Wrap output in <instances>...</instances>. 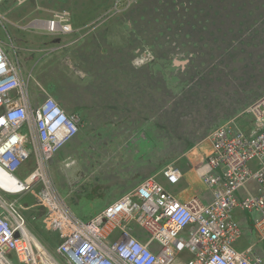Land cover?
<instances>
[{
	"label": "rangeland",
	"instance_id": "1",
	"mask_svg": "<svg viewBox=\"0 0 264 264\" xmlns=\"http://www.w3.org/2000/svg\"><path fill=\"white\" fill-rule=\"evenodd\" d=\"M13 1L9 19L33 25L62 9L73 25L42 51H21L27 56L13 55V42L3 37L32 93H50L81 117L79 134L68 142L71 162L57 178L67 183L66 191L58 189L70 208L87 219L147 176L166 183L162 170L170 164L183 171L177 184L167 183L171 191L181 198L201 193L197 150L229 119L249 125L252 117L241 114L264 95V0H131L119 7L115 0ZM32 162L17 174L26 176ZM13 195L0 182V196ZM24 214L28 226L38 227L45 210ZM49 238L52 245L62 239Z\"/></svg>",
	"mask_w": 264,
	"mask_h": 264
},
{
	"label": "built area",
	"instance_id": "2",
	"mask_svg": "<svg viewBox=\"0 0 264 264\" xmlns=\"http://www.w3.org/2000/svg\"><path fill=\"white\" fill-rule=\"evenodd\" d=\"M44 28L50 35L74 31L62 9ZM241 115L251 116L250 124L244 127L234 117L216 127L197 167L211 199H181L171 191L167 183L177 184L183 171L170 164L162 170L166 183L147 176L83 219L50 174V160L79 134L81 117L50 93L33 94L19 57L9 55L0 39V174L12 181L6 194L16 195L0 196V264H264V95ZM30 159L33 169L19 176ZM28 193L45 210L41 229L62 237L55 252L28 226L20 202ZM239 211L252 221L244 246L248 230Z\"/></svg>",
	"mask_w": 264,
	"mask_h": 264
},
{
	"label": "crops",
	"instance_id": "3",
	"mask_svg": "<svg viewBox=\"0 0 264 264\" xmlns=\"http://www.w3.org/2000/svg\"><path fill=\"white\" fill-rule=\"evenodd\" d=\"M51 0H47V2L49 3ZM13 0H6L3 3L0 4V13L5 17L2 21L0 20V39L5 43V47L7 50V42L5 40V38H3L4 36H6L8 38V40L13 42L12 44H10V48L12 50L13 55H15L14 53H17L18 51H20L18 53V55L20 54V56L22 55L21 51L24 52V50L28 49L31 50L33 52H39L42 51L43 48H46L47 45H45L44 43L47 42V40L51 39V38H55V35H50L44 28V23L46 21V19L50 18L49 17H43L40 16L42 15L41 12H39L37 15H39V18H35V19H40V21L37 24H29L30 20H23V19H17V18H13V19H9L7 17V15L9 14L8 12L10 10H12V5ZM52 4V3H49ZM42 7H45L43 9H47L50 8L51 6H47L46 4ZM10 41V43H11ZM43 44V45H42ZM33 55H31V59L33 60ZM22 56H27L25 53H23ZM16 58V57H14ZM72 145H70V143H67L63 149H61V151L59 153H57L54 157H52V160L50 161V170L52 171V178L54 180V182L57 185V188H59L62 191H66V182L65 180L62 178V182H57V178H58V170H62V174L65 173V166L66 165V161H68L69 156L71 154L72 151ZM210 151V143L206 146V148L201 149V150H197V156L200 158V156L202 157V155L209 153ZM190 152V151H188ZM188 154V153H187ZM200 161V159H199ZM33 163V162H32ZM34 165V163L32 164ZM31 165V166H32ZM61 174V175H62ZM196 174L198 176V179L200 180V176L198 171H196ZM192 181H196L197 179L192 178ZM202 182V181H201ZM16 192V191H14ZM102 194L104 195H108L105 193L100 192L99 195H97V197H100ZM113 194V193H111ZM191 195H198L201 196L203 198L206 199H211L212 198V194L210 191L204 189L201 193L198 194H190L189 196H186L185 198H181V199H186L188 197H190ZM16 196V195H13ZM110 196V195H108ZM115 195H111L106 201H104V203L101 204L100 209L97 210H101L104 207L107 206V204H109L110 202H112L113 200H115L116 198H118V194L116 195V197L114 198ZM14 197H12L13 199ZM21 204L22 206L27 210L29 207H37L35 206L34 202V197L28 193L26 195H24L21 198ZM25 202V203H24ZM25 206H24V205ZM100 206V205H99ZM88 213H91V209L86 210ZM96 211V210H95ZM83 212V210H82ZM97 213V212H96ZM95 214V213H94ZM93 214V215H94ZM92 215H90L89 217H91ZM241 224L243 227H245L248 232L246 233V239L241 241V246H244L247 242H248V237L252 236V233L250 232V228L252 225V221L251 218L249 216L248 213H244L242 211H239L237 214ZM42 224V222H41ZM29 228L31 229V231H33V233L35 235H37V237L40 239V241H42L44 243V245L50 250H52L53 248H56V246L58 244H54L52 245L51 243V238L48 239L49 236L54 235L56 233H52V232H48L45 231L43 229H41V225L39 224L38 227L37 226H32ZM55 252V251H54Z\"/></svg>",
	"mask_w": 264,
	"mask_h": 264
},
{
	"label": "bare ground",
	"instance_id": "4",
	"mask_svg": "<svg viewBox=\"0 0 264 264\" xmlns=\"http://www.w3.org/2000/svg\"><path fill=\"white\" fill-rule=\"evenodd\" d=\"M11 182H12L11 180L7 179V180L5 181V185H6V186H5V185H4V186L7 187V188H11V185H10Z\"/></svg>",
	"mask_w": 264,
	"mask_h": 264
},
{
	"label": "clouds",
	"instance_id": "5",
	"mask_svg": "<svg viewBox=\"0 0 264 264\" xmlns=\"http://www.w3.org/2000/svg\"><path fill=\"white\" fill-rule=\"evenodd\" d=\"M77 135H78V134H77ZM77 135H76V136H77ZM76 136H75V137H76ZM75 137H74V138H75ZM66 144H67V143H66ZM66 144H65V145H66ZM65 145H64V146H65ZM64 146H63V147H64ZM69 159H70V157H69ZM69 159H68V161H69ZM68 161H66V165H67V162H68ZM24 164H25V163H24ZM22 166H23V165H22ZM20 172H21V168H20Z\"/></svg>",
	"mask_w": 264,
	"mask_h": 264
}]
</instances>
